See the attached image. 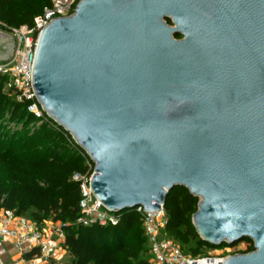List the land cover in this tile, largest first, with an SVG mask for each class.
<instances>
[{"label": "water", "instance_id": "obj_1", "mask_svg": "<svg viewBox=\"0 0 264 264\" xmlns=\"http://www.w3.org/2000/svg\"><path fill=\"white\" fill-rule=\"evenodd\" d=\"M32 82L109 211L184 187L202 240L254 243L217 264H264V0H82L43 30Z\"/></svg>", "mask_w": 264, "mask_h": 264}, {"label": "trees", "instance_id": "obj_2", "mask_svg": "<svg viewBox=\"0 0 264 264\" xmlns=\"http://www.w3.org/2000/svg\"><path fill=\"white\" fill-rule=\"evenodd\" d=\"M51 3L0 0V27L10 31L32 26ZM6 82L7 77L0 75V210L14 211L38 224H60L71 264H152L149 239L135 210L120 213L117 225L84 226L77 222L81 187L73 176L88 170L83 149L55 121L31 113L29 102L7 95ZM199 201L188 189L178 186L168 193L164 205L167 237L185 245L194 243L187 251L194 258L205 248H218L202 240L193 224ZM243 241L249 244L245 254L255 250L252 240ZM35 254L39 250L25 257L30 259Z\"/></svg>", "mask_w": 264, "mask_h": 264}, {"label": "built area", "instance_id": "obj_3", "mask_svg": "<svg viewBox=\"0 0 264 264\" xmlns=\"http://www.w3.org/2000/svg\"><path fill=\"white\" fill-rule=\"evenodd\" d=\"M81 1L52 0L51 5L35 18L32 26L23 25L8 31L15 38L16 46L8 59L0 60V75L7 77L4 91L18 102H29V111L39 119L48 118L38 100L32 82L33 66L40 36L54 19L72 16ZM72 139L78 145L73 136ZM83 151L88 170L84 174L76 173L73 176V179L79 182L81 187L80 216L77 222L84 226L117 225L121 218L120 213L109 211L93 193L92 179L96 172V164L87 151L84 149ZM133 210L142 219L145 234L150 243L152 264H193L195 261L201 264H217L223 263L232 256L220 254L200 258L186 256L182 249L165 233L168 223L165 206H162L159 212H147L144 206H138ZM45 225L46 223L38 224L30 218L18 216L14 211L0 210V239L13 241L20 250L36 248L39 250L40 258L50 264L62 257L60 255L62 244H59L58 239L64 240L65 237L60 226L59 229H56L57 238H52ZM237 254L241 253L234 255ZM0 264H6L1 254Z\"/></svg>", "mask_w": 264, "mask_h": 264}, {"label": "crops", "instance_id": "obj_4", "mask_svg": "<svg viewBox=\"0 0 264 264\" xmlns=\"http://www.w3.org/2000/svg\"><path fill=\"white\" fill-rule=\"evenodd\" d=\"M47 231L52 238H57L56 229L60 228V224L46 222ZM52 230H55L53 233ZM59 244H62L60 255L62 256L58 261L50 264H71L72 256L67 248L64 246V240L58 239ZM36 248H26L20 250L13 241L0 239V254L4 258L6 264H47L39 256L35 254L32 258L28 259L25 255L34 251ZM38 250V249H37Z\"/></svg>", "mask_w": 264, "mask_h": 264}, {"label": "rangeland", "instance_id": "obj_5", "mask_svg": "<svg viewBox=\"0 0 264 264\" xmlns=\"http://www.w3.org/2000/svg\"><path fill=\"white\" fill-rule=\"evenodd\" d=\"M0 31L6 32L10 35V37L13 39V42L8 43V47L13 46L12 48L15 49V46H16L15 38L8 31L3 30L2 27H0ZM52 232L54 233L55 230H52ZM171 240L184 251L186 256L190 255L187 251L190 247H193L194 243H191L189 245H185L179 240H176V239H171ZM248 246H249V244L247 242L241 241V242L235 244L234 246H229V247L224 246V247H218V248H205V249H203V252L195 258L207 257V256H216L219 254L224 255V256L234 255L236 253L245 254L244 251L247 249Z\"/></svg>", "mask_w": 264, "mask_h": 264}]
</instances>
